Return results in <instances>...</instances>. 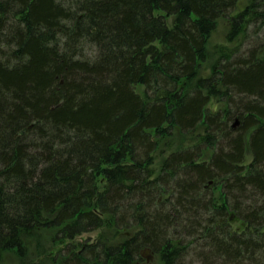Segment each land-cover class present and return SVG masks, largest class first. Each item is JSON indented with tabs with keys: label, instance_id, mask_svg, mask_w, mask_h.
Here are the masks:
<instances>
[{
	"label": "trees",
	"instance_id": "1",
	"mask_svg": "<svg viewBox=\"0 0 264 264\" xmlns=\"http://www.w3.org/2000/svg\"><path fill=\"white\" fill-rule=\"evenodd\" d=\"M239 1L0 0V259L56 228L52 264H264V36L238 54L264 0Z\"/></svg>",
	"mask_w": 264,
	"mask_h": 264
},
{
	"label": "rangeland",
	"instance_id": "2",
	"mask_svg": "<svg viewBox=\"0 0 264 264\" xmlns=\"http://www.w3.org/2000/svg\"><path fill=\"white\" fill-rule=\"evenodd\" d=\"M249 0H240L238 2L237 8L242 9L246 6ZM228 28V22L226 18H219L216 21L215 28L210 34L208 38V42L206 45L207 57L206 60L199 64V74L204 75L209 72L210 66L214 59V48L216 45L226 43L225 35ZM257 35L249 34L246 38L244 44L241 45V48L238 50V54H243L246 50H248L251 46L258 45L264 36V30L260 32H256ZM138 91H141V87H138ZM214 104L210 105L212 109ZM181 138L174 136L172 146H176L180 143ZM168 152L167 147H163L162 145L159 148V151L156 153V161L158 163L160 159H162L166 153ZM245 152L248 153L247 147H245ZM206 156V153H204ZM248 159H245L246 164L249 161L248 154H246ZM214 194L216 198L220 196L219 187L216 186L214 189ZM234 219L231 220L233 222ZM242 224L240 221H234L231 224L232 229L241 228ZM56 228L52 229H43L33 231L32 235L29 238L24 240V248L26 253L24 256L18 255L15 251H8L3 253L0 264H52V260L54 258H59L58 250L60 249L59 245L52 241V237L54 232H56ZM264 231V228H263ZM124 239V234L122 231H116L112 226L104 225L98 230L91 231L82 235L77 236L73 241L75 243H84L85 241L89 243H93L97 240L105 243L106 245L117 244ZM76 249V248H75ZM191 258V257H190ZM189 257L186 258V261L190 260ZM192 259V258H191ZM92 264H105L100 259H97V262H93ZM134 264H163L160 261V258L157 254L150 253L148 250H143L141 252V258Z\"/></svg>",
	"mask_w": 264,
	"mask_h": 264
}]
</instances>
